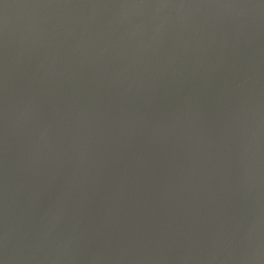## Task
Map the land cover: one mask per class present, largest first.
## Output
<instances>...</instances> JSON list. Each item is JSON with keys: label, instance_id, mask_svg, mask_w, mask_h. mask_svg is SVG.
<instances>
[{"label": "water", "instance_id": "95a60500", "mask_svg": "<svg viewBox=\"0 0 264 264\" xmlns=\"http://www.w3.org/2000/svg\"><path fill=\"white\" fill-rule=\"evenodd\" d=\"M0 0V264H264V4Z\"/></svg>", "mask_w": 264, "mask_h": 264}, {"label": "snow or ice", "instance_id": "6c2138e0", "mask_svg": "<svg viewBox=\"0 0 264 264\" xmlns=\"http://www.w3.org/2000/svg\"><path fill=\"white\" fill-rule=\"evenodd\" d=\"M178 3L182 4V0H139V4L148 7L168 8L176 6ZM202 4L209 5H231L233 3H219L218 0H201ZM264 4V0H261Z\"/></svg>", "mask_w": 264, "mask_h": 264}]
</instances>
